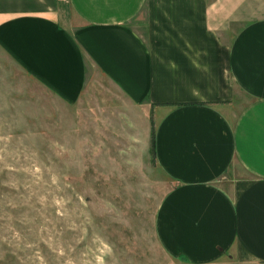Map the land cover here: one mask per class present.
Returning a JSON list of instances; mask_svg holds the SVG:
<instances>
[{
  "label": "crops",
  "instance_id": "crops-1",
  "mask_svg": "<svg viewBox=\"0 0 264 264\" xmlns=\"http://www.w3.org/2000/svg\"><path fill=\"white\" fill-rule=\"evenodd\" d=\"M0 49L66 104L101 77L152 120L170 257L264 264V0H0Z\"/></svg>",
  "mask_w": 264,
  "mask_h": 264
},
{
  "label": "rangeland",
  "instance_id": "rangeland-1",
  "mask_svg": "<svg viewBox=\"0 0 264 264\" xmlns=\"http://www.w3.org/2000/svg\"><path fill=\"white\" fill-rule=\"evenodd\" d=\"M92 79L69 105L0 49V264H189L156 237L171 184L151 152L152 120Z\"/></svg>",
  "mask_w": 264,
  "mask_h": 264
},
{
  "label": "trees",
  "instance_id": "trees-1",
  "mask_svg": "<svg viewBox=\"0 0 264 264\" xmlns=\"http://www.w3.org/2000/svg\"><path fill=\"white\" fill-rule=\"evenodd\" d=\"M153 127H151V137H152V139H151V152L153 153V155H154V151H153V129H152Z\"/></svg>",
  "mask_w": 264,
  "mask_h": 264
}]
</instances>
